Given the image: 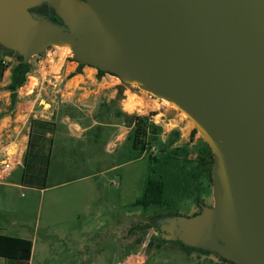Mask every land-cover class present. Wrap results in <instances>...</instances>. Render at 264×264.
<instances>
[{
    "label": "water",
    "instance_id": "95a60500",
    "mask_svg": "<svg viewBox=\"0 0 264 264\" xmlns=\"http://www.w3.org/2000/svg\"><path fill=\"white\" fill-rule=\"evenodd\" d=\"M0 45L25 63L68 47L173 102L212 150L214 205L163 237L264 264V0H0Z\"/></svg>",
    "mask_w": 264,
    "mask_h": 264
},
{
    "label": "rangeland",
    "instance_id": "374dc122",
    "mask_svg": "<svg viewBox=\"0 0 264 264\" xmlns=\"http://www.w3.org/2000/svg\"><path fill=\"white\" fill-rule=\"evenodd\" d=\"M49 14L54 18L52 12ZM48 52H56L51 56L60 53L61 62L66 57L75 61V55L68 47L50 48ZM9 56L13 58V68L16 67L19 64L16 55ZM94 70L98 78L102 77L97 69ZM105 75L111 77V74ZM116 78L121 86L117 101L123 104L126 115L150 117L157 114V121H163L164 129H170V134L180 133V141L175 147L186 148L192 160L185 165L184 180L180 185L176 180L170 184L167 176L171 167L179 166L168 160V154L172 153L169 146L171 138L164 145L159 142L153 145V149L137 151L130 140H118L124 122L117 116L120 113L115 111V115L103 114L112 120V126L94 128L77 140L62 121L66 106L62 105L56 118L58 129L51 151V178L47 183H64L48 192L58 203L51 205L47 197L40 200L32 190L20 188L15 192L14 203L12 200L8 205L10 212L18 217L8 222L18 221V226H12L13 229L17 227L14 229L16 232H21V228L27 233L37 230L38 246H47L53 264H125L127 256L138 252L147 257L146 264H226L215 253L208 255L200 250H187L162 237L166 230L161 229V221L176 216L191 217L194 211L200 210V202L207 205L213 202L206 171L194 162L201 147L200 133L192 138L191 134L196 129L193 122L171 102L155 96L149 99V92ZM127 104H133L134 109L126 108ZM115 107L116 104H110L107 112ZM152 109L157 112L151 113ZM74 112L81 115L76 109ZM162 148L166 153L161 152ZM152 157H156L157 162ZM23 173L20 168L17 175L21 178ZM150 176L163 178L166 182L164 205L148 209L137 207L135 204L143 197ZM62 197L66 201L63 202ZM65 212L72 214V220L66 225L58 218ZM63 228L64 234L59 233ZM53 231L65 235V239L53 235ZM45 232L50 236L43 240L41 236Z\"/></svg>",
    "mask_w": 264,
    "mask_h": 264
},
{
    "label": "crops",
    "instance_id": "0c3cea01",
    "mask_svg": "<svg viewBox=\"0 0 264 264\" xmlns=\"http://www.w3.org/2000/svg\"><path fill=\"white\" fill-rule=\"evenodd\" d=\"M46 51L45 54L36 56L37 61L31 59L32 70L28 75L27 82L24 86L16 91H11L9 86L12 82V57L10 54L0 49V235H6L21 239H28L33 242V250L29 264H53L47 246H38V231H29L21 228V232L14 229L18 226V221L13 223L8 220L17 219L18 215L14 214L8 206L12 200L14 203L16 190L23 188L22 175H17L20 168L24 170V160L29 148L30 139L33 135L35 144L34 150L37 155L34 163L39 166V156L46 154L50 149L49 140L51 139V151L54 149L55 134L58 126L56 118L64 109L63 123L68 126L69 132L77 140H81L87 132L94 128L110 127L112 120L103 114L126 113L123 104L117 99L120 96L121 86L115 76L97 77L94 72L95 68H82L81 73H77L79 63L69 61L66 58L61 62V54ZM97 72V71H96ZM110 104H116V107L107 112ZM48 105V107H47ZM142 105V103H138ZM126 108L134 109L133 104H127ZM67 108V110H66ZM74 109L81 112V115L74 112ZM120 119L124 116L117 115ZM35 121L55 124L53 133H43L41 130L33 131ZM124 126L121 128V134L118 140H128L132 127L130 122L123 119ZM171 130L165 128L163 140ZM32 137V138H33ZM53 144V145H52ZM14 164L12 169L7 170L6 164ZM41 165V164H40ZM95 177V176H92ZM51 178L50 166L48 179ZM45 188H40L37 184L33 188H28L36 193L40 200L48 198L49 203L55 205L58 200L54 195H48L51 189L59 188L63 184L53 183ZM98 184V183H97ZM48 195V196H47ZM13 197V199H12ZM63 202L66 198H60ZM60 200V201H61ZM12 215V216H11ZM57 216V214H52ZM71 213L65 212L58 215V218L66 225L72 218ZM52 218V217H51ZM12 229H11V228ZM65 228L59 230L64 234ZM53 231V235L65 239V235H60ZM50 234L45 232L41 238L46 240ZM146 247V244H143ZM38 250V251H37ZM45 251V255H44ZM147 257L143 252L127 256L125 264H146ZM0 264H25L20 260H14L0 256Z\"/></svg>",
    "mask_w": 264,
    "mask_h": 264
},
{
    "label": "trees",
    "instance_id": "16d2710c",
    "mask_svg": "<svg viewBox=\"0 0 264 264\" xmlns=\"http://www.w3.org/2000/svg\"><path fill=\"white\" fill-rule=\"evenodd\" d=\"M46 8H39L35 9V12L39 13H45ZM0 49H3L10 55H16L17 59L19 60V64L12 69V82L9 86V89L11 91H16L22 86H24L27 82L28 75L32 70L30 63H25L22 56H20L18 53H15L13 51H10L3 46L0 45ZM84 65H79V68L77 69V73L82 72V68ZM99 74L102 76L106 73L102 71H98ZM121 116H126L124 113H120ZM138 124L136 127L133 128L132 133L129 135L128 140L131 141L132 147L137 151H146L149 148L153 149V145L161 142L163 145L167 142H162L161 135L163 133V129L156 127L155 125H151L149 123V117L145 116H138ZM41 130L43 133H53L55 131V124L52 123H45L40 121H35L33 123V131L34 130ZM197 133L196 130L193 131V134L191 135L192 138H194L195 134ZM172 134V133H171ZM33 137V135H32ZM30 139L29 148L26 153V157L24 160L25 168L22 178V185L27 188H33L35 184H37L40 188H45L47 179H48V173H49V166H50V160H51V142L52 140H49L50 149L47 151L46 154H42V156H39V166H36V163H34V158L37 157L34 150V144L35 140L34 137ZM180 133L174 132L172 135H170L169 140V146H174V144L179 140ZM161 152L166 153L165 149L161 150ZM180 152L178 149L177 151H174L172 153L168 154V160L169 162L173 161L176 164L178 161L182 164L179 166H174L170 168V171L175 170L178 172L183 171L184 175L186 174L184 168L186 164L192 163V160L190 159V154L186 148H184L181 152L182 155L178 154ZM180 155V160L174 158ZM208 155V156H207ZM208 157V158H207ZM157 162L156 157H152ZM167 162V159H166ZM197 164L206 171V175L210 182H212V175H211V169L214 162L213 159V153L210 147L204 143V149L203 147H200L198 150V156L196 157L195 161ZM176 168V169H174ZM195 173H193L194 175ZM177 176L175 177L176 184L177 183ZM195 176V175H194ZM171 178L169 180L171 181ZM180 181L182 178H179ZM169 182V181H167ZM171 184V182H170ZM166 182L163 180V178H156L153 176H150L147 180L146 184V190L143 195V197L138 200L135 204L137 207H143L144 209H148L152 206H163L164 205V195L166 190ZM183 248L187 250H197L193 248L186 247L183 243L178 242ZM32 250H33V242L28 239H21L6 235H0V256L1 257H7L14 260H20L24 262L25 264H29V261L31 260L32 256ZM202 251L204 254H212L207 251ZM218 257L221 259L222 262L226 264H234L232 262L226 261L222 257L218 255Z\"/></svg>",
    "mask_w": 264,
    "mask_h": 264
},
{
    "label": "flooded vegetation",
    "instance_id": "af4514ba",
    "mask_svg": "<svg viewBox=\"0 0 264 264\" xmlns=\"http://www.w3.org/2000/svg\"><path fill=\"white\" fill-rule=\"evenodd\" d=\"M138 116H140V115H135V116H128V115H126V116H124L123 117V119L125 118V120L126 121H128V122H130V124L132 125V127L134 128V127H136V125L138 124V119H137V117ZM149 123L152 125H155L156 127H159V128H162L163 129V131H164V123H163V121H161V122H158L157 121V114L156 115H151L150 117H149ZM163 135H164V133H162V135H161V140H162V142H167L168 140H169V137H170V133L168 134V135H166L167 137H166V139L165 140H163ZM192 135V134H191ZM180 141V139L174 144V146H171V151L172 152H174V151H177V149L180 151V152H178V154H180V155H182L183 153L181 152L183 149H181V147H175L176 145H177V143ZM203 143H206L205 141H203V139L201 140V143H200V145H201V147H203V149H204V144ZM162 150H163V148H162ZM154 151V150H153ZM155 152H157V150H155ZM180 155L179 156H177V157H174V158H176L177 160L179 159L180 160ZM208 156V155H207ZM208 158V157H207ZM180 162L178 161V164H179ZM178 167H180V166H178ZM176 175H178L177 176V183H179V185L181 184V182L184 180V173H183V171H180V169L178 170V172L177 171H175V170H172V171H167V176H168V178H170V177H172V182L175 180V177H176ZM207 176V175H206ZM182 178V180L180 181V179L179 178ZM207 179H208V177H207ZM170 181V182H171ZM208 184L211 186V197H212V200H213V202H212V204L211 205H207L206 203H204V202H200L199 203V208H200V210L199 211H194V213H193V215L191 216V217H193V216H196L197 214H199L201 211H202V207L203 206H208V207H212L213 205H214V199H213V180H212V182H210L209 181V179H208ZM152 207H154V206H152ZM158 207H161V206H158ZM168 217V216H167ZM155 230H158V227L157 228H155ZM137 236V235H136ZM162 236V235H161ZM156 237V236H155ZM163 237V236H162ZM137 242H138V239H137ZM178 243V242H177ZM139 244V243H138ZM140 245V244H139ZM151 245V242L149 243V245H148V247ZM161 246V245H160Z\"/></svg>",
    "mask_w": 264,
    "mask_h": 264
},
{
    "label": "built area",
    "instance_id": "2783aa9c",
    "mask_svg": "<svg viewBox=\"0 0 264 264\" xmlns=\"http://www.w3.org/2000/svg\"><path fill=\"white\" fill-rule=\"evenodd\" d=\"M153 98V96L151 95L150 97H149V99H152ZM156 110H154V109H152V111H151V113H154ZM157 112V111H156ZM14 166V164L12 163V164H6L5 165V168L7 169V170H10V169H12V167Z\"/></svg>",
    "mask_w": 264,
    "mask_h": 264
},
{
    "label": "bare ground",
    "instance_id": "6f19581e",
    "mask_svg": "<svg viewBox=\"0 0 264 264\" xmlns=\"http://www.w3.org/2000/svg\"><path fill=\"white\" fill-rule=\"evenodd\" d=\"M170 102V101H169ZM173 105H175L173 102H171ZM176 106V105H175Z\"/></svg>",
    "mask_w": 264,
    "mask_h": 264
}]
</instances>
